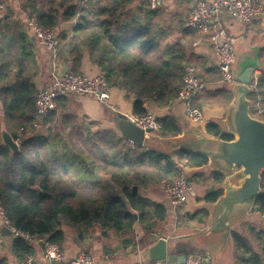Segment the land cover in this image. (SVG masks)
Segmentation results:
<instances>
[{
	"label": "trees",
	"instance_id": "1",
	"mask_svg": "<svg viewBox=\"0 0 264 264\" xmlns=\"http://www.w3.org/2000/svg\"><path fill=\"white\" fill-rule=\"evenodd\" d=\"M94 1L84 0L79 4V0H47L46 5H37L27 0L21 7L42 26L55 28L60 20L74 19L78 8L89 9ZM131 2L108 0L104 7L95 9L97 15H103L100 26L110 43L108 49L103 47L98 63L110 85H119L136 96L133 112L144 115V100L168 104L177 97L186 60L178 42L168 40L170 29L160 25L159 8L150 9L142 2L131 9ZM11 17L7 8L0 15V134L2 129L7 130L19 141V147L12 151L2 143L0 135V202L6 219L24 233L46 236L61 249L67 236L64 227L67 222L71 225L98 222L119 232H129L136 221L147 225L164 220L166 207L141 196L139 187L150 180L172 179L182 170L181 165L203 166L208 162L207 157L180 148L176 150L177 162L168 153L135 144L133 148L125 147L118 158V147L125 145L121 138L111 132L94 138L88 130L87 139L81 135L89 141L82 153L74 152L65 136H61L64 144L60 149L55 139L60 134L53 133L55 124L60 119L64 122L63 118L75 121L76 117L65 112L67 97L64 96L57 99L56 109L40 121L48 134L55 137L51 139L33 126L35 72L25 62L32 43L23 24ZM197 75L206 81L221 79L218 69L209 70L207 76ZM227 92L224 87L204 88L192 96L190 104L198 107L202 101L226 98ZM259 96L264 108V71L249 94L253 101ZM158 121L161 135L180 133L176 118L166 116ZM206 132L227 140L233 138L214 121L206 124ZM210 177L215 181L223 179L221 173L214 171ZM133 186H137V192ZM221 194L222 189H218L206 199L213 201ZM254 206L257 214L264 207V172ZM199 213L207 215L203 210L189 218ZM249 231L256 240L262 237L261 253L245 234L232 230L235 258L239 264H264V233L260 230L258 233L253 226H249ZM10 250L16 258L33 253L32 245L21 237H12ZM5 260L0 254V264Z\"/></svg>",
	"mask_w": 264,
	"mask_h": 264
},
{
	"label": "crops",
	"instance_id": "2",
	"mask_svg": "<svg viewBox=\"0 0 264 264\" xmlns=\"http://www.w3.org/2000/svg\"><path fill=\"white\" fill-rule=\"evenodd\" d=\"M2 1L12 14L11 18L23 24L25 28L23 12L26 10L22 9L21 6L27 0H15V2L11 0ZM28 1L34 2L37 5L41 3L43 5L47 4V0ZM83 1L79 0V4L81 2L83 3ZM195 1L163 0L159 7L161 12L160 25L163 29H170L168 31V40L170 42H178L179 48L185 56L184 60L195 66L197 74H200L202 77L207 76L209 70L218 69V57L210 40L213 30L206 34L193 29L184 31L183 19L194 8ZM259 1L264 6V0ZM142 2L143 0H132L129 8L135 9ZM107 3L108 0H96L90 8L88 6L86 7L89 9L79 10L78 8L77 16L74 19L69 21L60 20L57 27L54 28L56 31L55 53L40 44L38 45L33 36L25 28L26 36L32 43L29 56L25 62L28 68L32 67L35 72L34 84L36 89L47 85L53 77L61 75L63 72H82L89 76L103 73L105 76L104 71L98 63V58L103 53V47L105 46L108 49L110 43L100 26L103 15H97L95 9L104 7ZM220 21L225 30V38L231 41L236 52L233 72L236 69L240 55L249 56V58L251 56L258 58L259 66L254 71L256 79L252 81V87L254 89L258 76L264 71V18L253 17L247 23H243L227 13H222L220 14ZM186 61H183V67L184 64H187ZM204 81L206 80L204 79ZM220 81L221 79L216 81L208 80L206 81L207 85L205 88L219 89L220 87H224L230 93L227 92L226 98H217L215 100L201 102L198 107L203 112L205 119L203 123H197L190 119L186 114L184 103L178 101L176 98L168 104H159L153 99H146L143 101V107L146 113H152L157 118L166 116L176 118L180 126V133L194 131L213 137V135L206 132V124L209 121H214L221 129H224L227 107L232 99V93L229 89L231 82L224 83ZM110 86V101L115 106V110L108 109L90 96L71 95L67 97L65 112L75 116L76 122H83L85 128L94 138L104 136L107 132L113 133L119 139L121 138L125 145L118 151V156L120 157L125 147L133 148L136 143L130 145L129 140L121 136V133L116 128L113 117L116 113H122L124 115L133 114V104L136 96L128 93L119 85ZM256 102L263 107L260 99L256 101L251 99L254 111ZM258 118L264 119V115L261 114ZM154 134L161 135L160 131L153 132L152 136ZM142 146L168 153L175 161L179 162L178 156L176 155V150L178 149L169 151L161 149L156 145L144 144ZM181 167L182 170L180 172L189 175L193 184L194 193L186 202L178 207L172 205L170 200L166 198L158 184V180L147 181L138 189V193L141 196L156 203L163 204L166 207L167 213L164 220L151 224L147 229L144 228L146 224L136 221L132 230L129 232H119L110 228L106 232L101 233L98 231L96 233V231L95 234H91L84 231L79 233L76 228L74 232L66 229L67 236L61 249L65 257L72 258L80 252H85L92 257L93 264H137L142 260H147L145 258L147 248L153 245L160 237H164L167 239V246L170 253L176 255H185V252H191L192 254L200 253L207 258L210 257L209 260L212 264H239L235 258L234 245L224 254L216 255L215 247L203 245L196 237H181L189 234L192 229L203 228L205 226L209 216L210 206L215 201L207 200L206 196L218 189H222L223 193L224 181V176L221 181H215L210 177L213 170L209 162L203 166L181 165ZM203 210L207 211V215L204 216L199 213L194 218H189L197 211ZM255 223L256 225L260 224L259 217ZM256 225L251 224L250 227L253 226L258 232ZM113 230L117 231L115 235V231ZM236 230L245 234L241 230ZM245 236L250 241L249 236ZM11 239L12 236H3L1 233L0 254L6 259L5 262L18 264L20 258H16L11 254ZM258 239H260V236ZM28 242L33 247L32 255L36 259V262L38 264H49L43 257L40 245L34 241ZM109 247L113 251H110ZM167 264L181 263H170L167 261Z\"/></svg>",
	"mask_w": 264,
	"mask_h": 264
},
{
	"label": "built area",
	"instance_id": "3",
	"mask_svg": "<svg viewBox=\"0 0 264 264\" xmlns=\"http://www.w3.org/2000/svg\"><path fill=\"white\" fill-rule=\"evenodd\" d=\"M163 0H143L150 9H158ZM6 5L0 0V15L5 11ZM227 13L234 19L247 23L253 17L264 18V6L259 0H196L194 8L184 17L183 27L199 30L202 33H209L211 43L215 48L218 57V70L221 74V81L230 83L233 81V65L236 61V52L230 40L225 38V30L220 21V14ZM24 25L26 30L33 36L34 40L41 46L56 51V31L54 28L42 26L29 12H23ZM207 82L197 75L195 66L184 64L182 83L179 87L176 99L184 103L187 116L197 123L205 122L202 110L192 106L191 98L194 94L200 93L206 87ZM111 86L103 73L89 76L82 72H63L56 75L51 81L37 89L34 100L35 120L33 126L40 125V121L54 111L57 107V99L60 97L90 96L108 109L115 110L110 101ZM255 113L264 115V108L256 102ZM253 108V104H251ZM254 116V115H253ZM126 117L137 127L143 130L158 132L161 124L158 118L152 113L144 115L128 114ZM258 117V116H255ZM147 134V133H146ZM130 145H134L129 140ZM158 184L166 198L172 205L179 206L193 195V184L184 172H179L172 179L161 178ZM3 222L11 230L12 237H21L27 241H34L41 247L43 257L49 264H93L92 257L85 252H80L72 258H67L57 243L51 242L44 235H29L17 229L5 217L0 202V223ZM258 230L264 233V207L259 212ZM1 237V231H0ZM3 264H10L4 262ZM18 264H38L32 254L25 255L18 260ZM137 264H167L165 260H142ZM181 264H212L209 258L200 253L185 254Z\"/></svg>",
	"mask_w": 264,
	"mask_h": 264
},
{
	"label": "water",
	"instance_id": "4",
	"mask_svg": "<svg viewBox=\"0 0 264 264\" xmlns=\"http://www.w3.org/2000/svg\"><path fill=\"white\" fill-rule=\"evenodd\" d=\"M258 58L240 55L229 84L232 99L228 104L223 131L232 134V139L211 137L185 131L174 136L154 134L132 123L126 115L116 113L113 117L117 130L124 139L137 145H156L164 150L186 149L207 157L214 172L224 176L223 193L210 206L209 216L203 228H195L181 237H196L203 245L216 248V255L227 252L233 245L231 232L234 226L244 220L255 208V200L261 192L264 172V119L251 115L249 94L254 90V71ZM147 133V134H146ZM2 143L12 151L18 142L1 130ZM137 192V186L132 187ZM257 210V209H256ZM136 217V214L134 212ZM3 236H12L11 230L0 223ZM167 239L160 237L145 251L147 260H165L181 263L183 254L170 253ZM210 258V257H209Z\"/></svg>",
	"mask_w": 264,
	"mask_h": 264
},
{
	"label": "rangeland",
	"instance_id": "5",
	"mask_svg": "<svg viewBox=\"0 0 264 264\" xmlns=\"http://www.w3.org/2000/svg\"><path fill=\"white\" fill-rule=\"evenodd\" d=\"M11 1H14L15 0H11ZM14 18V17H13ZM38 44V43H37ZM39 45V44H38ZM258 99H260V96L258 97ZM250 113L251 115H254V116H259L255 113V111H253V108L252 106L250 107ZM261 117V116H260ZM64 119V122H62V119H60L56 124H55V127L56 129H54L53 133L54 132H59V133H56L55 135H58L60 134V136L58 137H55L52 136L51 134H48L47 132V129L45 127H42L41 124L37 126V128L39 130H42V134H45L46 136H50V138L52 139L53 137H55V139L57 140V142L59 141V148L61 149V146L64 144V141L63 139L61 138V136H65L67 137L66 139V143L67 145L70 146V148H72V150L76 153H82L81 151L83 150L82 148H85L84 146L85 145H88L89 144V141H85L82 139V136L85 137L86 135L88 136V133H87V129L85 128L84 126V123L83 122H76L74 121L73 119H67V118H63ZM89 132V131H88ZM52 133V134H53ZM82 135V136H81ZM95 136V135H94ZM86 138V137H85ZM54 139V140H55ZM87 139V138H86ZM18 144H19V141L17 140ZM56 142V143H57ZM117 148V147H116ZM122 148L121 146L118 147V149ZM82 149V150H81ZM70 152V150L68 151ZM111 155V153H110ZM116 156L119 158L118 156V152L116 153ZM89 157H92V156H89ZM101 174V173H99ZM178 207V206H177ZM254 209H252V211H250V213L248 214V216L242 220L241 222L237 223L233 230H241L243 232H245V235H248L249 238H250V241L253 245V247L255 249H257L260 253H261V250H260V243H261V240H262V237L261 240H256L255 238L256 237H253V235H251L250 231L248 230V227L253 224V225H256L255 221L256 219L259 217V215L257 214L256 211H253ZM151 224H147L145 225V229H147ZM64 227L67 229V230H71V232H74V229L76 228L77 231H79V233H81L82 231L84 232H89V233H98L99 232H106L108 229H110L111 227H104L102 226V224L98 223V222H92L91 224H88V225H71L69 224L68 222L67 223H64ZM258 225H256V228L258 229ZM144 229V230H145ZM255 229V228H254ZM115 231V230H113ZM117 231H115L114 235L116 234ZM263 236V235H262ZM264 237V236H263ZM110 251H113V249L111 247H109ZM191 252H185V254H189ZM241 264H244V263H241Z\"/></svg>",
	"mask_w": 264,
	"mask_h": 264
}]
</instances>
